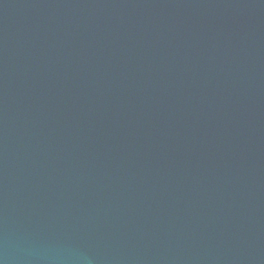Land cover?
I'll list each match as a JSON object with an SVG mask.
<instances>
[{
  "label": "water",
  "instance_id": "95a60500",
  "mask_svg": "<svg viewBox=\"0 0 264 264\" xmlns=\"http://www.w3.org/2000/svg\"><path fill=\"white\" fill-rule=\"evenodd\" d=\"M0 264H264V0H0Z\"/></svg>",
  "mask_w": 264,
  "mask_h": 264
}]
</instances>
